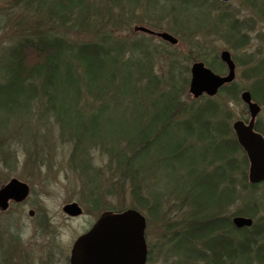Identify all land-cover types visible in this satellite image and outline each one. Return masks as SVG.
Masks as SVG:
<instances>
[{
	"label": "trees",
	"instance_id": "16d2710c",
	"mask_svg": "<svg viewBox=\"0 0 264 264\" xmlns=\"http://www.w3.org/2000/svg\"><path fill=\"white\" fill-rule=\"evenodd\" d=\"M124 1L0 0V115L22 127L29 121L34 136L32 145L20 133L0 136V160L15 167L23 154L30 168L52 167L54 141L47 136L55 130V141L68 147L67 167L84 206L142 211L168 231L162 245L187 246L189 264H264L263 183L250 180L232 127L238 116L230 102L240 101L245 86L234 81L197 99L188 91L190 62L225 70L219 53L202 50L199 35L193 42L194 32L238 50L256 27L221 0H200L212 12L201 27H179L197 48L181 53L178 45L133 31L143 22L135 14L142 4ZM246 1L264 19V0ZM131 28L132 36L121 34ZM262 47L257 58L245 57L251 63L245 77L264 105ZM256 129L264 134L261 118ZM36 136L44 142L35 143ZM236 215L254 222L238 228Z\"/></svg>",
	"mask_w": 264,
	"mask_h": 264
},
{
	"label": "rangeland",
	"instance_id": "374dc122",
	"mask_svg": "<svg viewBox=\"0 0 264 264\" xmlns=\"http://www.w3.org/2000/svg\"><path fill=\"white\" fill-rule=\"evenodd\" d=\"M93 1L98 6L99 0ZM137 1H140L142 6L137 7L135 14L143 22L133 24V29L136 25H144L156 30H167L178 37L180 52L188 54L191 53V50L197 49L193 42L196 41L197 35H199L203 41L200 44L203 51L209 49L212 54H215L223 49H229L232 52L237 64L236 82L246 88L253 80L245 77V70L251 65V63L245 61V57L256 56L257 48L260 45H263L261 49H264V19L258 17L255 8L248 1L229 0L227 5L223 6L234 12L239 20L246 19V23L250 22V26L256 27V30L249 32L248 44L243 49L238 50L229 48L215 35H211L210 38L206 39L200 32H194L193 42L188 39L192 42V45L182 38L185 34L181 32L180 28L187 27L189 23L191 26H188V29L194 25L201 27L206 24L204 21L212 12L210 7L199 5L201 4L200 0H126L124 3L134 5ZM132 28L122 30L121 34L132 36ZM256 33H260L261 36H257ZM154 37L156 41H160L158 37ZM185 37L188 36L185 35ZM255 61L254 58L253 64ZM257 66L258 68L262 66L259 69L261 71L259 79L261 77L264 79V61L258 62ZM215 67L221 70L223 66L215 60ZM230 107L235 117H249L247 106L241 97L240 101L232 100ZM258 118L264 121V105H262ZM0 122H2L0 127H4L0 130L1 137L4 134L9 137L20 133L22 140L32 145L34 136L29 121L23 124L24 127H22L17 124V120L13 116L0 115ZM17 129L19 132H17ZM47 137L50 139L49 143L54 141L51 151L54 152L53 160L54 158L55 160L52 161V167L50 166L51 162H47L41 164L39 168H30L27 166L23 154H20L19 162L15 167L7 164L12 163L10 161L0 160V187L12 177H17L20 181L29 185V195L24 202L14 203L9 211L0 209V237L4 236L0 240V264H69V256L74 241L89 229L99 212L105 209L102 208L95 212L96 210H93V208L83 205L84 202L78 198L80 193L79 183L77 180L73 183L72 171L67 167V145L55 141V130H52ZM35 140V143L39 145L40 142H44L41 136H36ZM17 141L14 139L12 145ZM97 159L100 160V158ZM100 163L103 162L100 161ZM10 166L14 168H10ZM262 190L264 191V183L262 184ZM71 201L81 203L79 204L82 206L83 212L80 215L69 216L64 212V204ZM111 202L112 200L108 204L111 205ZM30 210H34L32 215ZM261 215H263V212L259 213V216ZM149 219L147 217L146 237L150 250V259L147 264L191 263L192 261L188 258L187 246L185 244L180 245V242L177 241L166 242L165 245H162V238H167L169 233L168 231H161L163 225L161 222L157 224L152 217H149ZM171 219H175V216L173 215ZM9 232L17 238V244H15L14 239L7 237ZM7 256H10L9 260L4 258Z\"/></svg>",
	"mask_w": 264,
	"mask_h": 264
},
{
	"label": "water",
	"instance_id": "95a60500",
	"mask_svg": "<svg viewBox=\"0 0 264 264\" xmlns=\"http://www.w3.org/2000/svg\"><path fill=\"white\" fill-rule=\"evenodd\" d=\"M135 30L154 33L161 38L176 44L178 39L166 31L155 32L143 26H136ZM222 61L228 67L224 75L215 73L207 67L204 61H196L191 66L190 93L198 98L203 93L215 95L219 88L235 79V62L229 50L220 53ZM250 113L248 121L237 119L233 122V129L238 142L246 151L250 163V180L264 181V136L255 129L256 118L261 106L253 100L249 90L241 94ZM28 185L16 178L0 189V208L7 209L9 200H22L28 194ZM63 210L72 216L82 213L81 206L67 203ZM253 219L246 216L233 217L237 227L250 226ZM146 225L145 217L135 209H128L121 213L105 211L98 221V225L87 235L80 237L71 252V264H145L147 259L143 229ZM108 236L110 245L106 246L103 237Z\"/></svg>",
	"mask_w": 264,
	"mask_h": 264
},
{
	"label": "flooded vegetation",
	"instance_id": "af4514ba",
	"mask_svg": "<svg viewBox=\"0 0 264 264\" xmlns=\"http://www.w3.org/2000/svg\"><path fill=\"white\" fill-rule=\"evenodd\" d=\"M27 198H25V199H23V200H21V201H17V202H11L10 203V207H12V205H14V203H21V202H24L25 200H26ZM10 208H8V210H9ZM8 210H5V211H8ZM100 215H101V213L95 218V220L92 222V224L90 225V227H89V229L87 230V232L88 231H92L93 229H95V227L98 225V221H99V219H100ZM86 232V233H87ZM103 242H104V244L106 245V246H109L110 245V239H109V237L108 236H105V237H103ZM4 258H6L7 260H9V258H10V256H7V257H4Z\"/></svg>",
	"mask_w": 264,
	"mask_h": 264
}]
</instances>
